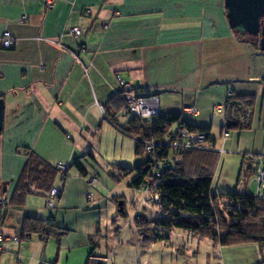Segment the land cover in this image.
<instances>
[{
  "label": "crops",
  "instance_id": "0c3cea01",
  "mask_svg": "<svg viewBox=\"0 0 264 264\" xmlns=\"http://www.w3.org/2000/svg\"><path fill=\"white\" fill-rule=\"evenodd\" d=\"M73 28L81 32L77 38L70 32ZM6 30L14 38L10 49L2 47ZM118 79L138 96L158 95L162 115L181 114L207 131V150L218 155V162L224 153L240 155L234 191L246 192L247 179L239 180L249 173V156H264V52L229 27L224 0H55L50 9L45 0H0V202L7 204L0 220L3 234L21 237L25 217L45 219L51 214L57 232L53 236L68 259L77 257L74 264H86L93 246L103 254L120 253L127 246L126 230H116L109 240L101 234L104 199L87 197L89 179L97 174L87 168V161L96 157L93 141L106 129L129 138L107 118L116 113ZM232 92L254 96L252 123L250 129L223 138L224 107ZM189 107L196 113L184 114ZM216 117L219 142L211 133ZM121 118L125 124L127 117L117 116ZM30 153L57 172L52 187L60 185L61 195L51 213L45 205L48 191L34 185L27 195L20 190L19 177ZM56 162L67 164L63 179ZM115 167V174L119 167L130 168L121 163ZM211 187L219 192L213 189V179ZM132 226L129 241L135 254L143 256L157 242L144 241L135 223ZM37 237L31 234L22 246L8 245L0 264L16 263L15 255L37 249ZM179 239L200 241L175 229L168 242Z\"/></svg>",
  "mask_w": 264,
  "mask_h": 264
},
{
  "label": "trees",
  "instance_id": "16d2710c",
  "mask_svg": "<svg viewBox=\"0 0 264 264\" xmlns=\"http://www.w3.org/2000/svg\"><path fill=\"white\" fill-rule=\"evenodd\" d=\"M234 33L250 38L259 48V37ZM116 96L118 97L116 113L108 115L107 118L120 133L134 140L135 155L144 156V143L150 139L165 142L173 131L171 128L174 124H178L176 128L185 127L191 132L205 131L183 120L181 114H161L150 123L130 116L127 117L125 124H121L117 116L125 102L121 91ZM254 101V96L230 93L224 107L223 129L226 131L250 129ZM205 133L208 143L209 134L207 131ZM27 155L28 159L19 177L22 195L31 193L33 185L37 189L49 192L53 188L52 182L57 172L35 154ZM162 155L166 156V148ZM171 161V166L160 177L157 186L161 198L160 214L151 219H147L142 214L135 216V226L139 229L144 241H168L171 232L179 229L197 236L200 240L208 239L219 246L258 242L264 244V203L248 192L220 193L212 190V179L218 163L216 153L207 149L191 150L171 155ZM73 164L84 173L77 160ZM147 168L146 159L133 169L119 167L118 175L122 178L134 172L135 177L130 187L136 189L147 175ZM248 172L247 177H251L250 168ZM65 175L66 172L61 174V178L63 179ZM113 177L116 179L114 174ZM60 195L61 192L58 198ZM2 203L0 202V220L5 215L2 213ZM117 211L121 213L123 207L120 209L118 206ZM27 232L37 234L39 239L57 234L53 224L47 228L45 219L35 217L23 219V234L19 238H23ZM95 248L97 247L93 246L89 251L87 261Z\"/></svg>",
  "mask_w": 264,
  "mask_h": 264
},
{
  "label": "rangeland",
  "instance_id": "374dc122",
  "mask_svg": "<svg viewBox=\"0 0 264 264\" xmlns=\"http://www.w3.org/2000/svg\"><path fill=\"white\" fill-rule=\"evenodd\" d=\"M244 38L250 40L248 37L244 36ZM219 120L220 117L215 118L211 129L212 137H215L217 142L220 140ZM124 121V118L119 119L121 124ZM106 131L101 135L100 140L97 138L96 141H93L92 145L96 157L94 156L95 160L90 159L87 161V168H93L97 171V174L93 175L96 181L90 184L88 193L104 199V209L99 220L101 234L109 240L116 230H123V232L126 230L124 237L128 236L127 246L125 247L127 249L124 248L126 252L123 253V249L122 252L113 255L110 264H254L257 260V251L264 257V244L259 242L219 246L208 239H202L199 242L195 239H179L175 243L157 242L143 256L135 254L133 243L129 241V234L133 229L132 223H134L135 216L140 214L152 216L153 214L156 217L161 211L160 207L151 202L148 206H142L140 194L130 187L135 174L117 178L119 177L118 173L115 174V169H113L116 168L115 166L118 163L133 168L141 161L146 160V157L134 154V141L132 139L115 135L112 131ZM233 132L235 130L229 131V133ZM240 163L241 156L236 153L221 154L213 178V189L218 190L220 193L233 192ZM248 164V161L245 162L243 168L245 169ZM111 173L115 174L116 180L113 179ZM241 177V180L247 179L245 182L246 192L253 195L256 191L255 183L251 182V177H245V175ZM221 182L225 185H221ZM36 197L40 200V197ZM151 199L148 196V201H151ZM42 202L44 204V200ZM119 202L123 203L121 213L117 211ZM104 240L105 238H103ZM37 241L41 243L37 249L35 248L29 253L23 254L28 258L27 261H24L23 256L19 257L23 264H60V261L61 264H74L77 260L76 256L67 258L68 254L61 250L60 242L53 235L47 236L43 240H39L37 237ZM179 245L183 247H179ZM15 257L17 258L16 255ZM9 264H16L15 259L13 263L10 261Z\"/></svg>",
  "mask_w": 264,
  "mask_h": 264
},
{
  "label": "built area",
  "instance_id": "2783aa9c",
  "mask_svg": "<svg viewBox=\"0 0 264 264\" xmlns=\"http://www.w3.org/2000/svg\"><path fill=\"white\" fill-rule=\"evenodd\" d=\"M55 0H45V7L50 9L53 7ZM26 21V16L21 19V22ZM71 34L74 38L80 35L78 28L71 29ZM2 47L4 49H10L13 46L14 38L13 34L6 30L2 33L1 37ZM122 97L124 98L125 105L118 114V117H130L134 116L140 120L150 123L153 119L161 115L159 97L156 94L148 96H138L133 87L125 85L120 79ZM196 113L193 107H189L184 111V114ZM229 132L224 130L222 137L227 138ZM207 136L205 131L191 132L185 127L175 128L170 135L167 137L165 142L158 139H150L144 143V156L148 162L147 175L144 177L143 182L135 189L140 194L142 200V206H148L149 203H153L161 208V198L158 192V183L163 173L171 166V155L177 153H185L191 150H203L208 149ZM166 148V156H163ZM251 161L250 169L252 171L251 182L256 185V191L253 196L264 203V156L250 155ZM57 171L61 174L67 170V164L62 162H56L54 165ZM89 183L92 184L96 181L95 177L92 176L89 179ZM242 183L243 180H239ZM61 184V182H60ZM244 185H246L243 182ZM246 188V187H245ZM60 185L50 189L46 199V208L51 213L55 207V202L60 194ZM148 196L152 199L148 201ZM89 200H92L93 194L88 193ZM2 208H6V203H2ZM46 220V227L49 228L53 224V218L51 214H48ZM31 234L25 233L23 238L17 236H8L0 232V256L5 253L6 247L10 244H16L22 246L24 241L30 239ZM43 240V239H39ZM115 254L114 250L108 251L103 254L98 248H95L88 257L87 264H107L112 256ZM20 256L17 255L16 264H23L20 261ZM256 264H264V257L257 251V262Z\"/></svg>",
  "mask_w": 264,
  "mask_h": 264
},
{
  "label": "water",
  "instance_id": "95a60500",
  "mask_svg": "<svg viewBox=\"0 0 264 264\" xmlns=\"http://www.w3.org/2000/svg\"><path fill=\"white\" fill-rule=\"evenodd\" d=\"M229 27L237 33L259 37V50L264 52V0H224ZM4 99L0 98V132L3 128ZM118 206L122 209V202Z\"/></svg>",
  "mask_w": 264,
  "mask_h": 264
}]
</instances>
